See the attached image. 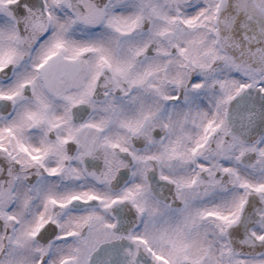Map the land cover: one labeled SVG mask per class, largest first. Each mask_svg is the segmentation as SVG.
I'll list each match as a JSON object with an SVG mask.
<instances>
[{
  "label": "snow or ice",
  "instance_id": "1",
  "mask_svg": "<svg viewBox=\"0 0 264 264\" xmlns=\"http://www.w3.org/2000/svg\"><path fill=\"white\" fill-rule=\"evenodd\" d=\"M0 264H264V0H0Z\"/></svg>",
  "mask_w": 264,
  "mask_h": 264
}]
</instances>
